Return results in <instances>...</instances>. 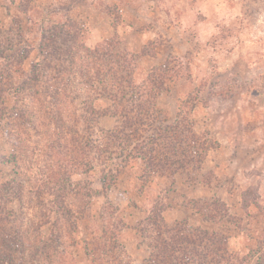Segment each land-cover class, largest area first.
<instances>
[{"label": "rangeland", "instance_id": "1", "mask_svg": "<svg viewBox=\"0 0 264 264\" xmlns=\"http://www.w3.org/2000/svg\"><path fill=\"white\" fill-rule=\"evenodd\" d=\"M0 264H264V0H0Z\"/></svg>", "mask_w": 264, "mask_h": 264}, {"label": "trees", "instance_id": "2", "mask_svg": "<svg viewBox=\"0 0 264 264\" xmlns=\"http://www.w3.org/2000/svg\"><path fill=\"white\" fill-rule=\"evenodd\" d=\"M64 75L66 76L68 74L61 73V72H59V70L57 71V75L56 76L48 75L47 72H45V70H42L41 68H39V65H38V66L32 68V70L30 72V78L26 77V80H28V85L31 86L30 89H33L32 93L34 95L39 96V97L41 96V94L42 95H48V96H45V97L46 98L49 97V99L53 100L54 103L57 102V104H51V103L50 104L51 105H57L55 108H52V110H57V113L61 112L60 115L62 114V110H60V108H59L61 103L56 101V100L60 99L59 97H60L61 94H63V93L67 94L68 90H67L66 87L63 88V87L60 86L62 84V82H58L57 84H51V82L54 81L56 78L62 77ZM24 82H26V81H24ZM39 83H41V84H39ZM66 86L69 88V86H71V84H66ZM38 87L40 89H38ZM118 90L119 89L117 88V91ZM21 94H23L22 90L16 92L15 95H13V97H16V95H21ZM40 100H41V98H40ZM49 111H51V109H49ZM89 111L90 112H94V113L96 112L95 109L92 108V107L89 108ZM60 115L57 117V119H58L57 122L61 121V116ZM20 118H21V116H20ZM35 118H37V117L35 116ZM57 122H53L54 125ZM45 123H47V122H45ZM45 123H39V124H40V126H45L46 127ZM35 127L36 126L33 124V128H35ZM56 133H62V131L59 130L58 132H55L53 134H56ZM49 148H51L50 144L48 145V143H47V145L46 144L44 145V149L45 150H47ZM38 243H40V242H38ZM48 248H49L48 245L46 243H43L42 247H40L39 251H47Z\"/></svg>", "mask_w": 264, "mask_h": 264}]
</instances>
